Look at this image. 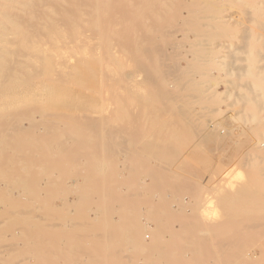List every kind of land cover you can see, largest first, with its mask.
Here are the masks:
<instances>
[{
  "label": "rangeland",
  "instance_id": "1",
  "mask_svg": "<svg viewBox=\"0 0 264 264\" xmlns=\"http://www.w3.org/2000/svg\"><path fill=\"white\" fill-rule=\"evenodd\" d=\"M62 1L5 0L0 12V264H233L246 254L264 257V235L238 232L246 222L264 223V0H172L146 23L140 0H114V9L95 12L84 4L65 10ZM20 18L26 21L17 26ZM101 19L113 25L102 30ZM74 30L86 42L62 43ZM162 64L174 73L164 76ZM34 76L51 81L53 94L30 89L25 79ZM5 83L12 90H1ZM42 106L55 126L37 112ZM136 115L146 135L118 141L123 149L114 154L93 153L96 128L113 125L119 134ZM86 117L99 119L94 130L75 126ZM76 147L90 158H75L69 149ZM250 204L262 208L251 213Z\"/></svg>",
  "mask_w": 264,
  "mask_h": 264
},
{
  "label": "bare ground",
  "instance_id": "2",
  "mask_svg": "<svg viewBox=\"0 0 264 264\" xmlns=\"http://www.w3.org/2000/svg\"><path fill=\"white\" fill-rule=\"evenodd\" d=\"M10 2H12V3H17L18 1H20V0H9ZM25 1H27V2H33L34 1V3H39V4H41V3H43V0H24V2ZM41 1V2H40ZM66 1V3H64V0L62 1V3H64V5L65 6H63V7H61V8H64L65 10H71V9H73V8H75L76 6H78L79 4H84L85 6H87V7H90L89 8V10L91 11V9H92V11L93 12H95L96 11V9L95 8H98V9H100V8H108V9H111V8H113L112 7V5H110L111 4V2H113L114 0H65ZM121 1V0H120ZM133 1H135V0H122L121 1V3L122 4H125V5H129V4H131ZM200 1V0H199ZM203 1V0H202ZM4 2H5V0H0V12H1V10H3V6H4ZM46 2V1H45ZM171 2H172V0H140V5L138 6V12L140 13V15L144 18V20H145V23L148 21V22H150V20L151 21H153L154 19V15H153V11H157L158 9H160L161 7H164V4L166 3L168 6H170V4H171ZM179 2H180V4L179 5H181V0H179ZM47 3V2H46ZM117 3H119V0H117ZM193 3H194V1H193ZM208 3V2H207ZM214 3V2H213ZM183 4V3H182ZM201 4V3H200ZM211 4V3H210ZM84 6V7H85ZM178 6V5H177ZM22 7V6H21ZM54 7V5H50V6H47V8L49 9V11H52L51 9ZM123 7L125 8V6L123 5ZM181 7V6H180ZM45 8V7H44ZM178 8V7H177ZM205 8V7H204ZM40 9H43V8H40ZM47 9V10H48ZM114 9V8H113ZM79 10H81V7H80V9ZM78 10V11H79ZM164 10V9H163ZM3 11H5V9L3 10ZM100 11V10H99ZM112 11V10H111ZM202 11V10H201ZM75 12V11H74ZM81 13H83V12H86V10L85 9H83V10H81L80 11ZM113 12V11H112ZM111 12V13H112ZM2 14V13H1ZM5 14V13H4ZM151 14V15H150ZM34 15V14H33ZM72 15V14H71ZM74 15H76V14H74ZM73 15V16H74ZM29 16H31V15H29ZM56 16V15H55ZM100 16H101V14H100ZM190 16V15H189ZM82 17H84L85 18V16H82ZM40 18V17H39ZM70 18V17H69ZM76 17H74V19H75ZM109 18V17H108ZM126 18V20L125 21H123V23L122 24H124V25H128V23H129V21L130 20H128L129 18L128 17H125ZM128 18V19H127ZM178 18V17H177ZM26 19V18H25ZM25 19H23V18H20L19 20H17L16 22H17V26H20L19 24H23V22H25L26 20ZM196 19H198V18H196ZM257 19V18H256ZM39 20H41V19H39ZM56 20V19H55ZM54 20V21H55ZM67 20V19H66ZM72 20H73V18H72ZM76 20V19H75ZM75 20L73 21V22H75ZM109 19H107V21H108ZM178 20H180V19H178ZM35 21V20H34ZM221 21V20H220ZM36 22V21H35ZM62 22H64V21H62ZM101 23H103V25L101 24L100 25V27H102V30L105 28H103V26H104V23L105 24H107L106 22H103V20L101 19V21H100ZM40 23V22H39ZM76 23V22H75ZM177 23V22H176ZM55 24V23H54ZM69 24V23H68ZM200 24V23H199ZM73 25V24H72ZM72 25H69V26H72ZM77 25V24H76ZM113 24H112V22H109L108 24H107V27L108 28H110L111 26H112ZM173 25V24H172ZM228 25V24H227ZM32 26V25H31ZM170 26V25H169ZM98 27V26H97ZM126 27V26H125ZM215 27V26H214ZM32 28V27H31ZM169 28V27H168ZM211 28V27H210ZM32 29H34V28H32ZM96 29V28H95ZM107 29V28H106ZM196 29V28H195ZM163 30V29H162ZM178 30V29H177ZM34 31V30H33ZM105 31V30H104ZM103 31V32H104ZM129 31V30H128ZM23 32V31H22ZM39 32V31H38ZM93 32H94V30H93ZM130 32V31H129ZM129 32H127V35L129 34ZM174 32V31H173ZM95 33V32H94ZM99 33V32H98ZM105 33V32H104ZM103 33V34H104ZM168 33H171L170 31L168 32ZM55 34V33H54ZM122 34V33H121ZM27 35H29V34H27ZM56 35V34H55ZM97 35V34H96ZM162 35V34H161ZM23 36V35H22ZM35 36V35H34ZM69 36H70V38H67V39H65V40H63L62 41V43H85L86 42V38L84 37V36H81L80 35V33H79V30L77 31V30H74V31H71L70 33H69ZM129 37V39H131L132 38V35L130 34V35H128ZM51 37H53V36H51ZM125 37H127L126 35H125ZM34 38V37H33ZM157 38V37H156ZM27 40V39H26ZM93 40V39H92ZM25 41V40H24ZM32 41H34V40H32ZM93 41H95V40H93ZM96 41H97V39H96ZM99 41V40H98ZM103 42V41H102ZM151 42V41H150ZM27 43H29V41L27 40ZM55 43H57V40L55 41ZM128 43V42H127ZM152 43V42H151ZM150 43V44H151ZM82 44H80V45H82ZM129 44H130V40H129ZM128 44V45H129ZM169 44V43H168ZM127 45V46H128ZM152 45V44H151ZM170 45V44H169ZM34 46H36V45H34ZM155 46V45H154ZM82 47H85V46H82ZM102 47H103V45H102ZM128 47H130V46H128ZM170 47H171V45H170ZM4 48V47H3ZM130 48H133V47H130ZM159 48V47H158ZM252 48H253V46H252ZM40 49V48H39ZM44 49H45V47H44ZM43 49V50H44ZM83 49V48H82ZM146 49V48H145ZM153 49V48H152ZM160 49H162V48H160ZM167 49V48H166ZM38 50V49H37ZM102 50H103V48H102ZM129 50V49H128ZM144 50V49H143ZM153 50H155V49H153ZM173 50V49H172ZM36 51V50H35ZM77 51V50H76ZM160 51V50H159ZM162 51H164V50H162ZM161 51V53L163 54V53H166V52H162ZM2 52V51H1ZM29 52H31V51H29ZM104 52V51H103ZM131 52V51H130ZM129 52V53H130ZM183 52V51H182ZM4 53V52H3ZM40 53H42V52H40ZM46 53H48V52H46ZM78 53V52H77ZM102 53V52H101ZM118 53V52H117ZM127 53V52H126ZM131 53H133V52H131ZM72 54V53H71ZM104 54H105V52H104ZM152 54H153V52L151 51V52H148V53H146L145 54V57L147 58V59H150V58H152ZM175 54V53H174ZM178 54V53H177ZM251 54V53H250ZM6 55V54H5ZM156 55V54H155ZM40 56V55H39ZM39 56H38V58H39ZM55 56H57V55H55ZM97 56V55H96ZM95 56V57H96ZM153 56H154V54H153ZM162 56V55H161ZM164 56H168V55H163V57ZM40 57H43V56H40ZM64 57H66V56H64ZM88 57V56H87ZM101 57V58H100ZM144 57V56H143ZM45 58V57H44ZM48 58V57H47ZM104 58V56L103 55H101V56H99V59H98V61H102V59ZM140 58H142V57H140ZM20 59H22V58H20ZM23 59H25V58H23ZM40 59V58H39ZM49 59V58H48ZM47 59V60H48ZM133 59H136V58H133ZM79 60V59H78ZM82 60V59H81ZM91 60H93V59H91ZM90 60V61H91ZM155 60V59H154ZM165 61H167L166 59H164ZM169 60V59H168ZM188 60V59H187ZM252 61H253V58L251 59ZM27 61H28V59H27ZM44 61V60H43ZM161 61V60H160ZM164 61V62H165ZM32 62H34V61H32ZM71 62V61H70ZM84 62V61H83ZM123 62V61H122ZM135 62V61H134ZM19 63V62H18ZM45 63H46V61H45ZM55 63V62H54ZM69 63V62H68ZM77 63V62H76ZM91 63H93V62H91ZM99 63V62H98ZM111 63V62H110ZM114 63V62H113ZM49 64V63H48ZM50 64H52V63H50ZM72 64H73V62H72ZM104 64V63H103ZM122 64V63H121ZM128 65H130L129 63H127ZM151 64V63H150ZM17 65H19V64H17ZM23 65V64H22ZM102 65V64H101ZM101 65H99V66H101ZM105 65H106V63H105ZM125 65V64H124ZM133 65V64H132ZM145 65V64H144ZM152 65V64H151ZM150 65V66H151ZM160 65H161V63H160ZM164 65H166V64H162V72H163V74H165L164 76H166V75H168V74H172V73H174V72H172V70L170 71V69L169 68H167L166 66H164ZM173 65V64H172ZM42 66H44V63H43V65ZM56 66H57V64H56ZM68 66V65H67ZM91 66H92V64H91ZM95 66H98V64L97 65H95ZM98 66V67H99ZM126 67H127V65H125ZM158 66V65H157ZM168 66V65H167ZM47 67V69H49L50 70V68H48L49 67V65H46V66H44V68H46ZM54 67V66H53ZM58 67V66H57ZM70 67V66H69ZM72 67V66H71ZM129 67V66H128ZM175 67H177V66H175ZM175 67H172V68H174V69H176ZM180 67V66H179ZM79 68V67H78ZM92 68H94L93 66H92ZM171 68V69H172ZM216 68H217V66H216ZM220 68V67H219ZM43 69V68H42ZM41 69V70H42ZM53 70H54V68H52ZM72 69V68H71ZM83 69V68H82ZM85 69V71H86V68H84ZM120 69V68H119ZM161 69V68H160ZM96 70H98V69H96ZM105 70V69H104ZM103 70V71H104ZM109 70H112V68H110ZM126 70H128V68L126 69ZM125 70V71H126ZM136 70H138V69H136ZM150 70H153V69H150ZM158 70V69H157ZM46 72L48 71V70H45ZM82 71V70H81ZM159 71H161V70H159ZM175 71V70H174ZM31 72V71H30ZM50 71H48V73H49ZM61 72H63V70H61ZM96 72H98V71H96ZM113 72V71H112ZM22 73H24V72H22ZM44 73V72H43ZM42 73V74H43ZM79 73V72H78ZM81 73V72H80ZM83 73V72H82ZM81 73V74H82ZM88 73V72H87ZM95 73V72H94ZM141 73H143L142 71H141ZM158 73V72H157ZM86 74V73H85ZM84 74V75H85ZM103 74L104 75H107L105 72H103ZM102 74V75H103ZM111 74V73H110ZM114 74V73H113ZM124 74H125V72H124ZM123 74V75H124ZM144 74V73H143ZM155 74V73H154ZM250 74V73H249ZM41 75V74H40ZM47 74L45 73L44 74V76L43 77H45ZM68 75V74H67ZM71 75V74H70ZM97 75H98V73H97ZM122 75V74H121ZM122 75V76H123ZM150 75V74H149ZM148 75V76H149ZM251 75V74H250ZM69 76V75H68ZM85 76H87L88 77V75H85ZM132 76H133V73H132ZM41 77V76H40ZM73 77H75V76H73ZM68 78V77H67ZM102 78V77H101ZM108 78V77H107ZM161 78V77H160ZM163 78V77H162ZM38 77L36 78L35 76L34 77H29V78H27V79H25L26 80V84L28 85V87L31 89L33 86H35V88H32V90L33 91H35L37 94H41L42 95V97L44 96V98L47 96V94H49V95H52L53 93V90H54V84H52V82L50 81H48L47 83H45L43 80H41V82H38ZM43 79V78H42ZM100 79V78H99ZM103 79V78H102ZM106 79V78H105ZM108 79H111V78H108ZM108 79H106L107 81H108ZM120 79L121 80H118L117 79V81H115V78H114V80L113 81H115V82H118V81H123V78L122 77H120ZM24 80V81H25ZM66 80V79H65ZM84 80V79H83ZM106 80H104L103 79V81H105L106 82ZM56 81V80H55ZM86 81H88V82H90L91 84H93L94 82V80L92 81H89V80H86ZM85 81V82H86ZM125 81V80H124ZM87 82V83H88ZM105 82H104V84H105ZM126 82V81H125ZM152 82V81H151ZM154 82V81H153ZM63 83V82H62ZM64 83H68V82H65L64 81ZM71 83H75L74 81L72 82V80H71ZM90 83H88V84H90ZM100 83V82H99ZM113 83V82H112ZM121 83H124V82H121ZM1 84V83H0ZM76 84V83H75ZM87 84V85H88ZM90 84V85H91ZM114 84V83H113ZM118 84V83H117ZM117 84H114L115 86L117 85ZM127 84V83H126ZM159 84V83H158ZM63 85V84H62ZM66 85V84H65ZM68 85V84H67ZM66 85V86H67ZM113 85V86H114ZM119 86H120V84H118ZM153 85H155V84H153ZM254 85V84H253ZM94 86L95 85H93V88H94ZM100 86V85H99ZM112 86V87H113ZM183 86V85H182ZM255 86V85H254ZM258 85H256L255 87H256V89L258 88L257 87ZM24 87H27V86H24ZM68 87H71V86H68ZM87 88H88V86H86ZM86 87H85V89H86ZM121 87H123L124 88V86H120L119 88H121ZM160 87V86H159ZM171 87V86H170ZM11 88V85L10 84H6L5 83V85H4V87H3V89L1 88V90H6V89H10ZM29 88H26L27 90L29 89ZM74 88H76V87H74ZM90 88V87H89ZM99 88V87H98ZM97 88V90H99ZM126 88V87H125ZM17 89V88H16ZM25 89V88H24ZM23 89V90H24ZM26 89L24 90V91H26ZM62 89V88H61ZM78 89V88H77ZM95 89V88H94ZM104 89V88H103ZM260 89V88H259ZM10 90H12V89H10ZM80 90V89H79ZM2 91V92H3ZM9 91V90H8ZM7 91V92H8ZM158 91V90H157ZM157 91H156V94H157ZM169 91H171V90H169ZM123 92V91H122ZM128 92V91H127ZM4 93V92H3ZM22 93V92H21ZM97 93H100V90L97 92ZM104 93H105V91H104ZM112 93V91L110 92V94ZM0 94H1V92H0ZM6 94H8V93H6ZM18 94H20V91L18 92ZM130 94V93H129ZM160 94V93H159ZM170 94V93H169ZM2 95H4V94H1V96ZM74 95H76V93L74 94ZM96 95V94H95ZM128 95V94H127ZM96 96H98V95H96ZM122 96V95H121ZM130 96V95H129ZM175 96V95H174ZM173 96V94L171 95V98L172 97H174ZM112 97H113V95H112ZM165 97H167V96H165ZM212 98H213V96H211ZM104 98V100H105V97H103ZM160 98V97H159ZM19 99H21V98H19ZM161 99H163V98H161ZM101 100V99H100ZM103 100V101H104ZM169 100V99H168ZM172 100V99H171ZM171 100H169V101H171ZM175 100V99H174ZM177 100V99H176ZM28 101V100H27ZM264 101V100H263ZM16 102H17V99H16ZM20 103V102H19ZM24 103V102H23ZM140 103H141V101H140ZM22 104V103H21ZM122 104V103H121ZM143 104V103H142ZM167 104V103H166ZM8 105V104H7ZM9 105H13V104H9ZM67 105V104H66ZM96 105H98V104H96ZM17 105H15V107H16ZM75 106V105H74ZM4 107V106H3ZM10 107V106H9ZM91 107H92V105H91ZM162 107V106H161ZM75 108H77V107H75ZM129 108V107H128ZM136 108V107H135ZM9 109H11V108H9ZM36 110V109H35ZM77 110V109H76ZM105 110V109H104ZM131 110H134V109H131ZM141 111H143L142 110V108L140 109ZM248 110V109H247ZM34 111V110H33ZM64 111V110H63ZM63 111H61L60 113H63ZM66 111V110H65ZM221 111V110H220ZM34 112H36V111H34ZM38 113H40L41 115H43V116H45L44 118H47V116H48V121H46L47 122V124H49V125H47L49 128H51V126H53L54 125V122L52 121L53 120V116H51L49 113H46V111H45V108L42 106V108L41 109H39L38 111H37ZM67 112V111H66ZM68 112H69V109H68ZM134 112H135V110H134ZM133 112V113H134ZM137 112H139L138 110H137ZM251 112V111H250ZM85 113V112H84ZM129 113H131V111L129 112ZM140 113H143V112H140ZM220 113V112H219ZM44 114H46V115H44ZM87 114V113H86ZM96 114L99 116V117H105L106 116V114L103 112V113H100V112H96ZM36 115V114H35ZM37 115H39V114H37ZM60 115V114H59ZM59 115H57L58 117H59ZM95 115V114H94ZM130 115V114H129ZM131 115H135V114H131ZM140 115H142V114H140ZM81 116H82V112H81ZM84 116V115H83ZM86 116V115H85ZM110 116V115H109ZM112 116H114V115H112ZM136 116H138V117H136ZM135 117L134 116H132L133 117V119L134 120H136V121H128L129 123H125L124 125H125V129L123 128V127H121L122 129H123V131H121V129L119 130V131H121V132H119V134H117L116 132H115V128H116V126H107L106 128H103V130H102V128H100V130L101 131H98V129L96 128L97 127V125L98 124H96L95 125V119H93V118H90V117H86V118H84L82 121H80L81 123L80 124H76L75 126H80V127H82V128H84V129H93L94 130V128H96V130H94V132L96 131V133H95V138H96V142L97 143H95V144H97V147H95L92 151H93V153H101V152H103L104 153V155H105V153H107V156H108V154L109 153H116V151L118 150V149H123V146H121V145H115V144H118V141H122V143L124 142V140H126V139H128V138H138L136 135H138V136H141L142 134H144V135H146L145 133H147L146 132V130H145V133H142L143 132V126L141 125V123H139L138 125H141V128L140 127H138L137 126V122H139V120L142 118V116H141V118H139V115H136ZM36 117V116H35ZM34 117V118H35ZM65 116H62L61 118H64ZM79 117V116H78ZM132 117H131V119H132ZM73 118V117H72ZM83 118V117H82ZM111 118V117H110ZM139 118V119H138ZM54 119H55V117H54ZM67 119H69V118H67ZM108 119H109V117H108ZM112 119V118H111ZM58 120H60V119H58ZM62 120V119H61ZM64 120V119H63ZM62 120V121H63ZM72 120V119H71ZM97 120H99V119H96V121ZM100 120H103V118L101 119L100 118ZM35 121V119H32L30 122L31 123H33ZM57 121V120H56ZM141 121V120H140ZM236 121H238V120H236ZM51 122H53V123H51ZM60 121H58V123H59ZM77 123H78V121H76ZM35 123V122H34ZM40 123H42V121L40 122ZM103 123V122H102ZM37 124H39V123H37ZM56 124V123H55ZM68 124H69V122H68ZM105 124H107V123H105ZM104 124V125H105ZM143 124V123H142ZM32 125H34V124H32ZM36 125V124H35ZM45 125H46V123H45ZM73 125V124H72ZM111 125V124H110ZM123 125V126H124ZM55 126V125H54ZM77 126V127H78ZM118 127V126H117ZM138 127V128H137ZM99 128V127H98ZM119 128V127H118ZM148 128V127H147ZM48 129V128H47ZM71 129H73V128H71ZM74 129H76V128H74ZM117 129V128H116ZM249 129V128H248ZM93 130H91V131H93ZM151 130V129H150ZM150 130L148 131V132H150ZM69 131V130H68ZM86 131V130H85ZM137 131L139 132L138 134H137ZM141 131V132H140ZM71 131H69V133H70ZM79 132V131H78ZM152 132V131H151ZM156 131H154V133H155ZM164 132V131H163ZM49 133V132H48ZM74 133V132H73ZM82 133V132H81ZM158 133V132H157ZM165 133V132H164ZM75 134V133H74ZM73 134V135H74ZM77 134V133H76ZM80 134V133H79ZM90 134V133H89ZM168 134H170V133H168ZM50 135H52V133H50ZM69 135H72V134H69ZM69 135H68V137H69ZM72 135V136H73ZM92 135V134H91ZM156 136H162V135H157V134H155ZM46 136H47V134H46ZM54 136H59L58 134H56V135H54ZM88 136V135H87ZM44 137V136H43ZM48 137H50V136H48ZM153 137V136H152ZM163 137V136H162ZM59 138H63L62 136L60 137L59 136ZM72 138V137H71ZM81 138H82V136H81ZM161 138V137H160ZM163 138H166L167 139V137L165 136V137H163ZM169 138V137H168ZM91 139V138H90ZM71 140V139H70ZM73 140H74V138H73ZM72 140V141H73ZM85 140V139H84ZM134 140V139H133ZM136 140H138V139H136ZM168 140V139H167ZM62 141H64V140H62ZM128 141H130V140H128ZM75 142V141H74ZM76 142H80V141H76ZM71 143V142H70ZM175 144V143H174ZM81 145V144H80ZM93 145V144H92ZM82 146V145H81ZM135 146V145H134ZM133 146V147H134ZM87 147H88V145H87ZM86 148V147H85ZM68 150V149H67ZM70 151H71V153L75 156V158H76V156H78L79 157V159L80 158H86V159H89L90 158V156L89 155H87L88 153L86 152V151H83L82 149H80V147H76V148H74V149H72L71 150V148L69 149ZM66 151V150H65ZM122 151V150H121ZM67 152V151H66ZM71 153L69 154V155H71ZM243 153V152H242ZM90 154V153H89ZM135 154V153H134ZM110 155V154H109ZM95 156H97V154L95 155ZM114 157H115V155H114ZM131 157H133V155H131ZM140 157V156H139ZM74 158V159H75ZM101 158H102V156H101ZM142 158V157H141ZM74 159L72 160V161H74ZM132 159V158H131ZM133 160H135L134 158H133ZM132 160V161H133ZM80 161H81V159H80ZM91 161H92V159H91ZM79 163V162H78ZM86 163V162H85ZM132 163V162H131ZM133 163H134V161H133ZM136 163V162H135ZM137 163H139L138 161H137ZM203 163V162H202ZM141 164V163H140ZM139 164V165H140ZM144 164V163H143ZM86 165H87V163H86ZM98 165H100V164H98ZM105 165H106V163H105ZM134 164H130V166H133ZM138 165V164H137ZM83 166V165H82ZM95 166V165H94ZM144 166H145V164H144ZM84 167H86L85 165H84ZM83 167V168H84ZM103 167V166H102ZM101 167V168H102ZM133 167H135V166H133ZM83 168H81V169H83ZM97 168H99L98 166H97ZM105 168V167H104ZM127 168H129V167H127ZM132 168V167H131ZM175 168V167H174ZM93 169H94V167H93ZM131 170V169H130ZM131 172V171H130ZM154 172V171H153ZM155 173V172H154ZM239 173V172H238ZM237 174V173H236ZM109 174H106V176H108ZM150 177V176H149ZM195 177V176H194ZM153 178H154V176H153ZM130 179V178H129ZM106 180H108V179H106ZM159 180L157 179V181H155L154 180V182H157L158 184H159V182H158ZM55 182V181H54ZM108 183H109V181H107ZM106 182V183H107ZM73 185V184H72ZM101 185H102V181H101ZM109 185V184H108ZM107 185V186H108ZM139 185V184H138ZM137 185V186H138ZM152 185H155V184H152ZM96 186H98V185H96ZM157 187V186H156ZM138 188V187H137ZM155 188V187H154ZM158 188V192H160V187H157ZM101 191H102V189H101ZM168 192V191H167ZM178 192V191H177ZM102 193V192H101ZM138 193V192H137ZM187 194V193H186ZM110 195H112V194H110ZM127 195H130V194H128L127 193ZM135 195H137V194H135ZM163 195H165V194H163ZM132 196H134V195H132ZM138 196H140V193L138 194ZM160 196V195H159ZM162 196V195H161ZM167 196V195H166ZM71 197V196H70ZM83 198H82V201L84 202V201H86L87 200V198H89L88 196H82ZM127 197H129V196H127ZM184 197H185V194H184ZM113 198V197H112ZM163 199H165V198H163ZM181 200H183V198L182 197H180V199H179V201H181ZM126 201H128V198H127V200ZM150 201V200H149ZM157 201V200H156ZM166 202H167V200H166ZM226 202H228V201H226ZM167 204H168V202H167ZM256 204V203H255ZM255 204H250V205H248V207L250 208L249 210H252V212L251 213H254V212H257L260 208H262V207H259V206H257V205H255ZM127 205V204H126ZM135 205H137V204H135ZM170 205V204H169ZM190 205V204H189ZM192 205V204H191ZM261 205V204H260ZM128 206H129V204H128ZM144 206V205H143ZM262 206V205H261ZM170 207V206H169ZM228 207V206H227ZM247 207V206H246ZM259 207V208H258ZM264 207V206H263ZM96 208V207H95ZM112 208L114 209V211H115V208L113 207V205H112ZM106 209H107V207H106ZM136 209H137V207H136ZM173 209V208H172ZM196 209V208H195ZM241 209V208H240ZM261 210V209H260ZM243 211H245V210H243ZM242 210H241V212H243ZM21 212V211H20ZM113 212V211H112ZM111 212V213H112ZM248 212V210H246V213ZM259 212V211H258ZM261 212V211H260ZM263 212V211H262ZM261 212V213H262ZM107 213H108V210H107ZM137 213H138V210H137ZM71 214V213H70ZM204 215V214H203ZM255 215H256V213H255ZM258 216V215H257ZM114 217V216H113ZM125 217V216H124ZM250 218H253V217H250ZM255 218V217H254ZM253 218V219H254ZM257 218H260V217H257ZM107 219H109L108 218V216H107ZM172 219V218H171ZM244 221V220H243ZM251 221H253V220H251ZM255 221H257V219L255 218ZM109 222V221H108ZM244 222H246V221H244ZM243 222V223H244ZM124 223V222H123ZM243 223H242V225H243ZM240 225L241 224H239L238 226L240 227ZM219 228H220V226H218ZM175 228V227H174ZM176 230V229H175ZM230 230H232V229H230ZM256 231L257 233H259V234H261V236H263L264 235V223H261V222H259V221H257V222H250V223H247L246 222V225H244L243 226V228L240 230V231H238V232H243V231ZM217 231V230H216ZM219 231V230H218ZM178 232V231H177ZM220 233V232H219ZM137 234H138V232H137ZM100 235V234H99ZM195 238H196V236H195ZM198 238V237H197ZM111 239H113V236H112V233H110L109 235H108V240H111ZM240 240V234L239 233H237L234 237H233V240H232V243H233V245H236L237 244V242ZM196 241H198L197 239H196ZM199 242V241H198ZM153 243H148L147 245H152ZM256 248V247H255ZM131 249V248H130ZM257 249V248H256ZM186 250H188V249H186ZM251 250H252V248H251ZM119 252H121V251H119ZM191 252H194V251H191ZM254 252V251H253ZM110 253H111V250H110ZM109 253V254H110ZM251 253V252H250ZM262 254H263V252H261ZM112 254V253H111ZM121 254H122V252H121ZM179 254H180V252H179ZM154 255V254H153ZM181 255V254H180ZM184 254H182L181 256H183ZM191 255H193V254H191ZM199 255V254H198ZM247 255V256H246ZM242 259L241 258H239L238 260H237V262H235V261H233V264H260V263H264V257H259V256H261V255H258L257 253H252V254H246ZM112 256V255H111ZM137 256H139V255H136V257ZM186 257V255L184 256V258ZM120 258H123L122 257V255L120 256ZM129 258V257H128ZM155 258V257H154ZM187 259H189V258H187ZM194 259V258H193ZM196 259V258H195ZM122 263H123V261H122V259L120 260ZM175 261H176V259H175ZM174 261V262H175ZM186 261V260H185ZM121 263V264H122Z\"/></svg>",
  "mask_w": 264,
  "mask_h": 264
}]
</instances>
